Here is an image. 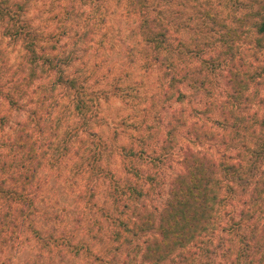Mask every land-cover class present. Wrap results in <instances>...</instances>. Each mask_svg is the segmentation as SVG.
<instances>
[{
	"label": "rangeland",
	"instance_id": "374dc122",
	"mask_svg": "<svg viewBox=\"0 0 264 264\" xmlns=\"http://www.w3.org/2000/svg\"><path fill=\"white\" fill-rule=\"evenodd\" d=\"M10 1L25 3L24 16L40 36L39 49L50 57H71L65 72L99 100L83 123L70 98L60 87L53 86V73L42 74L26 85L25 72H21V45L8 41L0 30V86L23 105V110L18 111L0 97V118L5 117L0 124V145H6L0 149L8 153L11 137L29 115L41 117L48 111L50 119L46 116L42 127L44 136L53 142L36 177L38 214L33 216L47 244L42 246L31 232L18 240L8 236L0 246V264H92V255L108 261L117 244L111 236L113 222L126 217L114 202L112 194L118 198L120 193L110 190L112 184L119 189L129 182L138 184L143 196L148 189L145 181L138 183L132 173H126L125 166L139 169L143 178H157L160 185L144 201L149 207L161 209L169 182L183 169L181 160L186 149L227 164L238 163L239 159L245 162L244 155L255 151L250 141L255 115L264 114V54L256 46L259 35L248 25V32L237 44L238 52L233 49L232 56L219 58L222 45L216 36L220 28L209 17L233 27L235 17L244 15L251 6L258 9L255 2L148 0L151 9L161 11L170 26L167 51L162 54L164 63L160 65L145 59L146 46L137 29L138 19L129 11L127 0ZM211 57L214 63L205 64L204 60ZM218 61L223 62L221 66ZM167 67L173 69L169 76L165 75ZM230 68L242 74L246 70L243 80L235 82L236 87L243 86V92L235 108L241 124L233 128L231 120L229 126L225 123V117H230V105L221 108L222 101H231L233 94L228 75L225 78ZM175 72L182 80L171 87L169 81ZM171 121H175V128ZM75 129L78 135L71 136ZM85 130L93 136L88 137ZM245 144L250 152L242 148ZM64 147L69 149L67 156ZM94 153L100 155L97 176L85 171L86 160ZM253 160L251 157L249 166L245 164L239 174H234L237 180L233 183L232 204L218 209L215 230L205 239L204 247L208 249L193 264H217L229 249L235 256L237 245L231 243L223 228L227 227V213H239L242 199L251 197L252 174L264 169L259 163L253 165ZM250 166H254L252 171ZM256 175L258 179L260 173ZM87 184L93 185L91 204L85 198L89 195ZM127 199L128 196L122 198L124 202ZM69 243L85 245L90 255H75L69 251ZM132 247L125 249L128 252ZM126 251H122L123 255Z\"/></svg>",
	"mask_w": 264,
	"mask_h": 264
},
{
	"label": "trees",
	"instance_id": "16d2710c",
	"mask_svg": "<svg viewBox=\"0 0 264 264\" xmlns=\"http://www.w3.org/2000/svg\"><path fill=\"white\" fill-rule=\"evenodd\" d=\"M250 1L255 2L258 9L255 10L251 6L244 15L235 17L233 27L209 16L212 19L211 23L220 28L216 36L222 45V49L218 51L219 58L232 56L233 49L236 50L234 53L238 52L237 44L242 34L248 32L246 29L248 25L259 35L256 46L264 54V0ZM237 2L238 0H235V4ZM127 3L131 14L138 19L137 29L146 46L145 59H151L154 64L162 65L164 63L162 54L167 51L166 42L170 27L167 20L160 15L161 11L156 12L151 9L148 0H127ZM25 11L26 6L22 1L0 0L2 36L13 44H20L24 52L21 71L25 72L23 80L26 79L28 85L42 74L53 73V86L60 87L64 91V95L70 98L76 115L86 123V119L93 114L99 96L88 92L77 78L65 72L64 66L71 62V57L57 55L50 57L44 49H39L40 36L25 19ZM218 62V66L223 63ZM204 63L213 64L214 59L212 57L210 60L205 59ZM232 68L228 74H225V78L228 75L229 86L233 88L232 98L231 101L221 103L222 109L227 104L231 107L230 117H225L228 126L231 120V128L241 124L240 118L235 115V108L239 100L238 96L243 92V86L236 87L235 82H241L246 73V70L242 74ZM171 70L173 69L167 67L165 75L169 76ZM186 71L188 74L189 70ZM181 80L182 78L175 72L169 84L174 87ZM11 95L5 94L0 86L1 99L8 101L11 107L22 111L23 105ZM49 114L51 111L41 117L29 115L28 121L19 125L11 137L9 147L6 148L8 153L0 149V246L7 242L8 236H11L12 240H18L25 232H31L42 246L47 244V240H44L40 236V231L36 229L33 216L38 214L36 202L39 189L36 185V177L45 165L53 145V142L44 136L45 129L42 127L47 120L46 116L50 119ZM255 116L257 118L254 120V130L252 129L250 137V141L254 142L255 151H251L247 144L242 145L246 151H251L250 155L249 153L244 155L247 161L239 159L238 163L227 164L204 153L186 149L181 160L183 169L169 182L167 196L161 209L149 207L144 201L145 197L149 198L154 187L160 185L157 178L154 175L143 178L139 169L125 166V172L132 173L138 179V183L145 181L148 189L143 196L138 184L129 182L122 189H119L115 183L112 184L110 190L120 193L118 198L112 194L114 202L122 208L120 214H126V217L115 219L113 222L111 236L117 244L110 251L112 254L110 259L105 261L101 256L92 255L94 258L92 264H193L196 262L197 256L208 249L204 247L207 243L205 239L210 231L215 230L218 209L232 204L233 183L237 180L235 175L239 174L245 164L249 166L251 157L254 158L253 165L258 163L264 165V114ZM4 119L5 117L0 118V124ZM174 122H170L172 128L176 127ZM31 124H34L33 129ZM48 130H51V127ZM172 133L173 131L170 130V137ZM84 134L88 137L93 136L86 130ZM77 135L78 130L75 129L71 136ZM4 146L6 147L5 144L0 145V147ZM64 150L67 156L69 149L64 147ZM242 154L243 151H240V156ZM99 158V153H94L87 159L85 171L88 169L91 175L97 176L95 174L100 170H97V173L95 170ZM253 167L250 166L249 170L252 171ZM258 172L260 177L257 179ZM251 181L254 184L251 197L242 199V209L239 213H227L229 216L227 227L223 228V232L231 238V243L237 245V252L232 257L231 250H227L228 254L224 255L223 260L217 264H241L242 259H246L245 264H264V169L254 172ZM86 188L89 195L86 194L85 198L87 203L91 204L93 185L87 184ZM221 190L224 191V195H221ZM123 196H128L126 202L122 200ZM131 245L133 246L131 251L127 252L125 248ZM68 249L77 256L85 252L90 255V250L85 245L78 247L69 243ZM123 250L126 251L125 255ZM131 254L135 255L133 260L130 259ZM137 256L139 261L136 260Z\"/></svg>",
	"mask_w": 264,
	"mask_h": 264
}]
</instances>
